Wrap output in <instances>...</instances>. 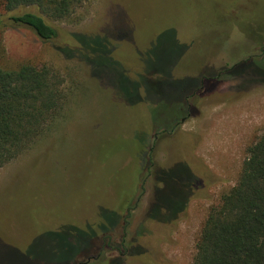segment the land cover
<instances>
[{"label": "rangeland", "instance_id": "1", "mask_svg": "<svg viewBox=\"0 0 264 264\" xmlns=\"http://www.w3.org/2000/svg\"><path fill=\"white\" fill-rule=\"evenodd\" d=\"M11 13L0 6V62L50 67L63 104L0 169V264H191L210 208L264 132V61L254 42L264 36V0H87L68 20L51 21L60 33L49 42L5 24ZM174 33L185 48L172 79H157L169 69ZM73 35L87 45L62 54ZM247 58L260 62L221 74ZM203 74L219 77L183 108ZM136 84L155 106L141 102ZM184 167L197 185L185 209L171 223L147 218L154 173L167 182L156 214L180 202L169 170Z\"/></svg>", "mask_w": 264, "mask_h": 264}, {"label": "trees", "instance_id": "2", "mask_svg": "<svg viewBox=\"0 0 264 264\" xmlns=\"http://www.w3.org/2000/svg\"><path fill=\"white\" fill-rule=\"evenodd\" d=\"M86 1L0 0V6L5 13L12 12L5 24L27 28L41 41L49 42L57 39L60 33L51 21L68 20ZM25 8L28 10L16 12ZM70 39L71 45L58 46L62 54L83 51L87 45L79 35H73ZM172 39L176 47L171 51L173 56L169 61V69L166 74L154 72L153 76L157 79L162 76L172 79L170 73L185 48L176 39V33ZM254 42L259 47L260 60L264 61V36L255 34ZM258 62L247 58L222 70L221 74L234 77L243 66ZM218 77L203 74L200 79H195L198 84L180 98L179 104L183 108L186 106L193 109L186 105V101L201 89L210 91L215 85L211 81ZM258 84L264 86V81ZM61 86L60 75L46 65L36 66L25 62L7 67L0 62V169L26 151L55 119L63 104ZM135 87H139L137 93L141 88L143 90L141 102L156 105L148 102L147 88L137 84ZM195 115L196 111L193 112ZM184 168L183 173L169 170L173 180L182 189V194L175 196L180 199V204L168 202L164 207H157L156 214L153 209L156 206L158 187H165L167 182L159 177L161 170L154 173L156 186L153 189V201L146 213L147 218L159 223H171L185 209L196 184L193 182L194 177ZM159 212L163 213L161 218ZM107 228L101 232L112 229ZM103 240L109 238L105 235ZM118 250L126 252L124 243L120 244ZM191 264H264V132L246 149V158L235 185L222 193L217 204L210 208L196 241Z\"/></svg>", "mask_w": 264, "mask_h": 264}]
</instances>
